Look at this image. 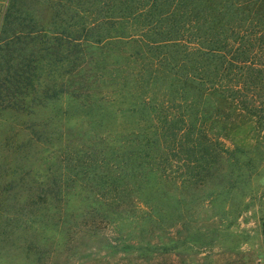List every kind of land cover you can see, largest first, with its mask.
<instances>
[{"label": "trees", "instance_id": "trees-1", "mask_svg": "<svg viewBox=\"0 0 264 264\" xmlns=\"http://www.w3.org/2000/svg\"><path fill=\"white\" fill-rule=\"evenodd\" d=\"M254 121L264 123V0H9L0 264H75L97 239L98 250L142 249L121 224L142 232L159 196L203 188Z\"/></svg>", "mask_w": 264, "mask_h": 264}, {"label": "rangeland", "instance_id": "rangeland-1", "mask_svg": "<svg viewBox=\"0 0 264 264\" xmlns=\"http://www.w3.org/2000/svg\"><path fill=\"white\" fill-rule=\"evenodd\" d=\"M8 3L0 0V11ZM35 6L43 10V5ZM231 142L238 154L203 188H174L159 196L157 219H151L157 223L143 226L142 221V232L132 228L140 221L121 224L124 232L132 233L131 244L142 238V249L126 244L120 251L98 250L97 239L69 258L75 264H264V123L240 125ZM103 226L109 238L122 237ZM62 253L57 261L70 260ZM80 256L82 261L77 260Z\"/></svg>", "mask_w": 264, "mask_h": 264}]
</instances>
